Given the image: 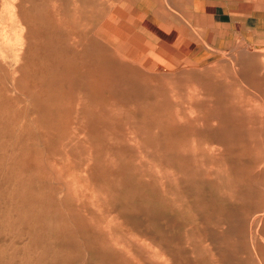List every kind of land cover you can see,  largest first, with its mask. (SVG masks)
<instances>
[{
    "label": "rangeland",
    "instance_id": "rangeland-1",
    "mask_svg": "<svg viewBox=\"0 0 264 264\" xmlns=\"http://www.w3.org/2000/svg\"><path fill=\"white\" fill-rule=\"evenodd\" d=\"M0 264H264V0H0Z\"/></svg>",
    "mask_w": 264,
    "mask_h": 264
}]
</instances>
